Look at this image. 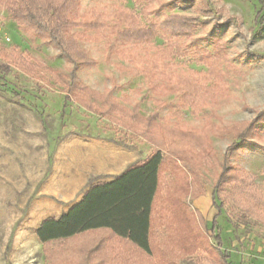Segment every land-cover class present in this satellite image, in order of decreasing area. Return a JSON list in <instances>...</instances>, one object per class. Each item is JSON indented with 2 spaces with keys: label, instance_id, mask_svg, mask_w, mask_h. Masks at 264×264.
<instances>
[{
  "label": "rangeland",
  "instance_id": "obj_1",
  "mask_svg": "<svg viewBox=\"0 0 264 264\" xmlns=\"http://www.w3.org/2000/svg\"><path fill=\"white\" fill-rule=\"evenodd\" d=\"M5 2L0 0V64L10 71L0 82V264H48L33 231L94 182L86 176L91 171L88 163L93 171L102 170L114 158L113 149L124 155L125 165L161 149L124 131L115 123L116 111L101 114L109 106L103 107L101 98L71 95L65 100L67 90L56 75L71 69L93 93L128 111L136 107L142 119L154 120L160 137L166 126L206 136L208 153L196 158L194 172L163 149L167 157L158 196H165L170 183L187 180L201 186L200 194H188L185 203L210 248L215 250L218 235L228 264H264L263 128L255 127L247 143L239 146L238 157L229 158L227 165L231 173L244 176L254 197L247 192L235 196L229 186H219V164L234 139L228 131L216 134L248 124L264 111L261 0H78V20L99 16L103 25L69 32L93 61L90 66L71 63L54 44L19 26ZM174 15L193 20V32L164 33L162 23L172 27ZM131 22L149 35L134 30L128 31L133 38L125 39L122 33ZM192 88L202 97L193 111L185 100ZM161 217L173 228L175 219L158 200L153 219ZM100 238L95 234L88 239L95 243ZM85 240L55 247L58 264L78 261L74 254ZM203 247L210 249L208 243ZM198 255L205 257L202 261L213 257ZM178 263L201 264L196 254Z\"/></svg>",
  "mask_w": 264,
  "mask_h": 264
},
{
  "label": "trees",
  "instance_id": "obj_2",
  "mask_svg": "<svg viewBox=\"0 0 264 264\" xmlns=\"http://www.w3.org/2000/svg\"><path fill=\"white\" fill-rule=\"evenodd\" d=\"M261 2L264 5V0ZM5 5L8 14L19 26L32 30L40 39L54 44L59 49L60 55L71 63L82 66L93 64L86 52L76 45L74 35H69V32L73 28H84L86 31L95 30L103 25L99 23V16H92L87 21H79L78 0H6ZM172 19H174L172 27H170L171 23H162L164 33L172 31L189 34L193 32V20L177 15H174ZM166 23L167 26L165 27ZM128 31L149 35L147 30H144L143 27H136L132 22L122 35L126 36L125 39L133 38ZM9 71L7 66L0 64V82L3 80L2 75H6ZM56 78L67 90L68 94L65 95V100L72 96L76 99H81L84 96L101 98L103 107L109 104V106L104 107L105 109L100 110L101 114L109 115V111H116L119 119H115V123L124 131L129 132L132 136L138 135L144 142L161 147V149L151 151L143 160L129 166L112 181L91 186L81 201L65 214L58 218L48 217L40 222L33 233L42 245L48 264L59 263L58 256L54 255L55 247L62 248L63 244L66 245L72 239L80 237L87 239L85 241L88 242L85 243L84 247L76 250L74 255L78 261L76 260L74 264L107 263L109 260L107 261V257L103 256L100 250L101 238L95 243H91L88 239L95 234L101 235L93 231L100 228L111 229L113 234L128 240L134 246L132 264H179L178 262L189 258L191 254H196V258L201 264H214L216 259H219L221 264H228V256L220 252L219 236H214L218 242L215 250L210 248L208 238L201 235V231H199L194 220L195 216L185 203L188 194L193 196L200 194L201 186L195 187V183L190 184L187 180L180 184L170 183L171 185H167L164 189L165 196H158L163 189L160 183V171L165 157H167L164 156L163 149L167 148L169 154L175 155L189 171L194 172V167L198 162L196 158L207 156L208 140L206 136L197 132L189 131L187 133L179 128L166 126L163 135L160 137L154 120L142 119L136 107L128 111L119 106L113 99L93 93L80 82L74 69L68 71L67 74L56 75ZM185 100L187 108L193 111V107L202 100V97L192 88L187 93ZM85 105L88 106L87 103ZM257 125L258 128H263L262 132H264V111H261L253 121L248 124L241 123L237 128L228 127L218 130L217 133L213 129L217 135L221 131H228L234 139L227 147L219 164L221 171L218 182L219 186L223 184L229 186L236 193L235 196L247 192L254 197L255 190L249 186L244 176L231 173L232 169L227 165L229 158L238 157L241 152L239 146L247 143V137L252 134ZM153 136H158L159 140H154ZM170 161L173 163L174 169H177L175 162ZM214 188L216 191L219 187L215 185ZM156 194L157 198L159 197V202L163 203L164 209L171 214L175 221L173 228L171 223H166L165 239L153 240L155 247H159L160 254L152 256L148 229L150 213L154 212L158 202L157 198V201L154 202ZM216 218L212 221V227L216 225ZM161 219L167 218L161 217ZM109 220H114V222H109ZM119 224L121 225L120 228L117 227ZM187 234L188 237L186 238ZM207 243L211 250H206L203 247ZM162 246L163 249H161ZM198 253L206 254L208 258L213 256L212 260L202 261L205 257L198 255ZM116 262L117 264H124V259L120 256Z\"/></svg>",
  "mask_w": 264,
  "mask_h": 264
},
{
  "label": "crops",
  "instance_id": "obj_3",
  "mask_svg": "<svg viewBox=\"0 0 264 264\" xmlns=\"http://www.w3.org/2000/svg\"><path fill=\"white\" fill-rule=\"evenodd\" d=\"M90 149H91V151H93L96 148H93V147L90 148L89 147V150ZM113 150H114V158L109 159L108 162L105 163V165H104L105 169L103 168L102 170H99V169L97 170L96 168H94L95 171H93V164L92 163L87 164V166H90L91 171L89 173H86V176L88 177V179L90 177L92 179H94V182H91L90 184H88L79 193V195L76 197V199L73 202L68 203L67 205H65L63 207V209L60 213H58L57 215L49 216V217L58 218L60 215L65 214L70 208H72L74 205H76L77 203H79L81 201L84 194L89 191L91 186H96L99 183H107V182L112 181L115 177H117L121 173H123L129 166H131L137 162H140L147 155V154L144 155L141 159L135 161L134 163L129 161L130 163L125 165L124 162L126 161V159L124 158V155L119 156L118 150L117 149H113ZM90 181H91V179H90ZM156 198H157V194L155 195L154 202L157 201ZM156 220L158 221V224L155 222ZM194 220L197 223V219H194ZM212 221H213V219L211 220V225H212ZM109 222H114V220H109ZM204 226L206 229L208 228V221L207 220L204 221ZM117 227L120 228L121 225L119 224V226H117ZM93 231H94V233H100L101 234V235H99L101 237L100 240L102 241V246H101L100 250H101L102 255L107 257V261L109 260L107 263L104 261L105 264H117V262H116L117 260L112 259V258H115L117 256L118 257L121 256L124 259V264H132V253H133L134 246L128 240L122 239L117 234H113L112 230L109 228H100V229H96ZM166 232H167V229H166L165 219H153V213H150L148 239H149V244H150L149 246H150V249L152 251V256H154L156 254H160L159 247H157V246L155 247L153 242L157 239H161V240L165 239ZM163 248L164 247L162 246L161 249H163Z\"/></svg>",
  "mask_w": 264,
  "mask_h": 264
}]
</instances>
